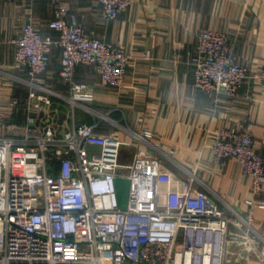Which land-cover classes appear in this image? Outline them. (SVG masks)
<instances>
[{
    "label": "built area",
    "instance_id": "built-area-1",
    "mask_svg": "<svg viewBox=\"0 0 264 264\" xmlns=\"http://www.w3.org/2000/svg\"><path fill=\"white\" fill-rule=\"evenodd\" d=\"M99 1L106 19L131 2ZM55 2L57 14L47 24L57 30L56 37L41 33L29 17L11 38L29 90L21 133L0 134V264H252L253 258L264 264V235L253 214L255 207L264 208V161L250 124L221 127L210 143L214 160L235 157L251 177L243 209L202 191L194 173L179 177L139 146L130 162H122L123 149L130 151L135 143L115 130L149 145L151 130L135 131L86 103L93 100V91L74 79V67L93 64L106 84L119 88L131 54L122 45L87 35L69 1ZM189 20L183 18L186 24ZM54 45L60 49L58 74L68 92L35 79L47 68ZM143 56L151 57L150 49ZM187 62L193 84L207 91L223 85L234 95L248 74V62L236 56L226 33L215 28L198 32ZM251 75L264 92V65ZM17 102V96L8 100L11 106ZM62 104L71 120L64 128L54 118ZM76 107L83 111L78 119ZM108 126L115 130H101ZM16 127L6 121L0 103V129ZM87 144H98L97 157L89 155ZM116 176L129 178L125 208L118 203ZM202 232L218 238H202ZM179 237L182 246L177 249Z\"/></svg>",
    "mask_w": 264,
    "mask_h": 264
},
{
    "label": "crops",
    "instance_id": "crops-1",
    "mask_svg": "<svg viewBox=\"0 0 264 264\" xmlns=\"http://www.w3.org/2000/svg\"><path fill=\"white\" fill-rule=\"evenodd\" d=\"M68 1L69 10L87 35L122 45L131 54L119 88L106 84L89 63H76L74 79L93 91V106L135 131L151 130V145L112 126L101 130H115L120 138L134 140L131 152L127 149L124 153L126 157L137 146L144 148L165 159L179 177L194 173L202 181V191L216 193L243 209L241 200L251 195V177L242 172L235 157L214 160L210 143L221 127L250 124L264 161V92L251 75L264 65V0H131L112 19L102 16L99 0ZM56 14L55 0H0V103L6 121L17 124L15 129H0V134L21 133L29 90L27 72L16 63L11 38L20 34L29 17L41 33L56 37L57 30L47 24ZM185 16L190 18L187 24ZM205 28L224 31L231 50L248 62V74L234 95L193 84L187 55L195 50L198 32ZM146 49L151 51L149 58L143 56ZM59 58L60 49L54 45L47 68L35 79L68 92L58 74ZM12 96H17L18 102L11 106L8 100ZM59 108L68 115L66 105ZM67 119L64 127L71 124ZM253 214L264 235V208L255 207ZM214 235L218 238V234L202 232V238ZM252 264L261 263L253 258Z\"/></svg>",
    "mask_w": 264,
    "mask_h": 264
},
{
    "label": "rangeland",
    "instance_id": "rangeland-1",
    "mask_svg": "<svg viewBox=\"0 0 264 264\" xmlns=\"http://www.w3.org/2000/svg\"><path fill=\"white\" fill-rule=\"evenodd\" d=\"M86 103L90 104V105H93L92 101L91 100H85ZM75 112H76V118H80L82 115H83V111L79 108V107H76L75 108ZM68 116L69 115H65L63 114V112H59V113H56V115H54V118L56 119V122H58L60 124V126L62 128H64V125L63 123H66L68 121ZM118 118V117H117ZM88 150H89V155L90 156H93V157H97L98 156V144H95V145H92V144H87L86 145ZM131 149L134 148V146H131L130 147ZM131 152V150H130ZM123 153H127V150L126 149H123ZM159 158V157H158ZM125 161H122L124 163L126 162H130L131 161V154L129 153L127 157H125ZM160 165L161 166H165L166 168H169L171 169L165 162V159H162L160 157ZM117 170L121 171V170H126V168L124 166H117ZM181 237L178 238L177 242H176V245H175V248H181L182 246V242H181ZM102 259H105V260H109V258H105L104 256H102Z\"/></svg>",
    "mask_w": 264,
    "mask_h": 264
},
{
    "label": "water",
    "instance_id": "water-1",
    "mask_svg": "<svg viewBox=\"0 0 264 264\" xmlns=\"http://www.w3.org/2000/svg\"><path fill=\"white\" fill-rule=\"evenodd\" d=\"M220 89L224 90L225 87L222 85L220 86ZM115 184H116V192H117L119 206L121 208H125L127 203L128 190H129V178L116 176Z\"/></svg>",
    "mask_w": 264,
    "mask_h": 264
},
{
    "label": "bare ground",
    "instance_id": "bare-ground-1",
    "mask_svg": "<svg viewBox=\"0 0 264 264\" xmlns=\"http://www.w3.org/2000/svg\"><path fill=\"white\" fill-rule=\"evenodd\" d=\"M187 263H188V260H187Z\"/></svg>",
    "mask_w": 264,
    "mask_h": 264
}]
</instances>
